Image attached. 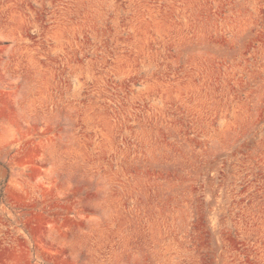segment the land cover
<instances>
[{"label":"rangeland","instance_id":"374dc122","mask_svg":"<svg viewBox=\"0 0 264 264\" xmlns=\"http://www.w3.org/2000/svg\"><path fill=\"white\" fill-rule=\"evenodd\" d=\"M0 264H264V0H0Z\"/></svg>","mask_w":264,"mask_h":264}]
</instances>
